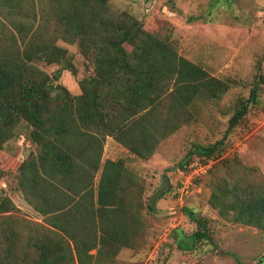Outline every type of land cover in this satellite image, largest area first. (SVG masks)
<instances>
[{"label":"trees","instance_id":"16d2710c","mask_svg":"<svg viewBox=\"0 0 264 264\" xmlns=\"http://www.w3.org/2000/svg\"><path fill=\"white\" fill-rule=\"evenodd\" d=\"M110 1L0 0V179L13 164L3 156L5 145L24 125L36 153L17 168L18 186L44 218L26 250L0 222V264H114L142 237L143 212L154 214L169 189L146 202L145 181L124 160H103L107 138L148 160L195 118L201 101H221L238 83L211 76L135 16L111 9ZM59 42L78 46L93 67L78 83L79 95L54 85L39 66L67 60ZM257 69L249 98L232 106L225 136L195 145L180 165L183 172L198 166L191 165L193 155L208 164L225 154L227 137L259 101L261 63ZM243 169L212 180L210 205L233 224L264 231V179ZM185 214L198 229L172 236L179 248L194 250L211 230L206 217L192 209Z\"/></svg>","mask_w":264,"mask_h":264},{"label":"rangeland","instance_id":"374dc122","mask_svg":"<svg viewBox=\"0 0 264 264\" xmlns=\"http://www.w3.org/2000/svg\"><path fill=\"white\" fill-rule=\"evenodd\" d=\"M109 6L135 16L149 32L168 40L182 57L211 76L238 81L221 101H201L195 118L162 141L148 160L134 157L107 138L103 160H124L127 168L145 181L146 202L161 189H169L157 201L154 214L143 212L142 237L133 249L122 250L114 264H261L264 231L220 217L209 201L211 182L216 177L231 179L234 174H243L245 167L251 178L264 179V83L258 103L227 137L225 154L210 161L206 173L192 177L196 178L194 190L184 197H180L181 189L192 178L184 175L180 165L195 145L213 144L225 136L232 106L239 97L249 98L259 63L264 75V0H111ZM59 45L68 50L67 60L39 66L52 77L54 85L79 95L78 83L93 74V67L78 46ZM28 143V127L21 125L16 137L5 145L3 156L13 164L0 179V222L5 223L7 233L17 234L23 250L27 249V238L44 224V218L26 202L18 186L17 168L36 153L35 146L31 143L28 147ZM190 161L192 166L200 164L195 155ZM185 209L206 217L211 230V238L198 242L194 250L179 248L172 236L177 229L187 236L198 229Z\"/></svg>","mask_w":264,"mask_h":264},{"label":"built area","instance_id":"2783aa9c","mask_svg":"<svg viewBox=\"0 0 264 264\" xmlns=\"http://www.w3.org/2000/svg\"><path fill=\"white\" fill-rule=\"evenodd\" d=\"M27 146L28 147H31V144L30 143H28L27 144ZM210 168V164L208 163V164H199L196 168H194V169H192V170H190L189 172H184V175L185 174H189V175H191V178L193 177H196V176H201L202 174H204V173H206L207 171H208V169ZM190 179V180H187L185 183H184V185H183V187H182V189H181V192H180V197H184V196H187V195H190V193H192L193 192V186H194V181H195V179ZM192 180H193V182H192Z\"/></svg>","mask_w":264,"mask_h":264},{"label":"crops","instance_id":"0c3cea01","mask_svg":"<svg viewBox=\"0 0 264 264\" xmlns=\"http://www.w3.org/2000/svg\"><path fill=\"white\" fill-rule=\"evenodd\" d=\"M109 141H112L113 143H115V145H117L118 143L117 142H115L112 138H108V141L107 142H109ZM108 144V143H107ZM111 144V143H110ZM107 146V145H106ZM118 146V145H117ZM116 147V146H115ZM112 160H114V159H112Z\"/></svg>","mask_w":264,"mask_h":264},{"label":"water","instance_id":"95a60500","mask_svg":"<svg viewBox=\"0 0 264 264\" xmlns=\"http://www.w3.org/2000/svg\"><path fill=\"white\" fill-rule=\"evenodd\" d=\"M261 263H263V259L261 260Z\"/></svg>","mask_w":264,"mask_h":264},{"label":"flooded vegetation","instance_id":"af4514ba","mask_svg":"<svg viewBox=\"0 0 264 264\" xmlns=\"http://www.w3.org/2000/svg\"><path fill=\"white\" fill-rule=\"evenodd\" d=\"M264 263V262H263ZM263 263H261V264H263Z\"/></svg>","mask_w":264,"mask_h":264}]
</instances>
